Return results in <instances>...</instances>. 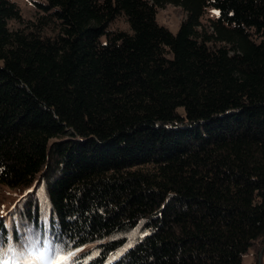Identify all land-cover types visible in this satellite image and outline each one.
Wrapping results in <instances>:
<instances>
[{
  "label": "trees",
  "instance_id": "obj_1",
  "mask_svg": "<svg viewBox=\"0 0 264 264\" xmlns=\"http://www.w3.org/2000/svg\"><path fill=\"white\" fill-rule=\"evenodd\" d=\"M33 4L0 0V186L17 192L0 243L75 264L264 257V0Z\"/></svg>",
  "mask_w": 264,
  "mask_h": 264
},
{
  "label": "rangeland",
  "instance_id": "obj_2",
  "mask_svg": "<svg viewBox=\"0 0 264 264\" xmlns=\"http://www.w3.org/2000/svg\"><path fill=\"white\" fill-rule=\"evenodd\" d=\"M15 2L20 8L21 14L24 18H31L34 14L33 2H43L44 0H11ZM217 15V11L212 8H208L204 19L214 18ZM183 13L176 9L172 5H166L163 8H159L156 14V21L159 25L164 26L170 32L175 33L179 27L181 20L183 19ZM111 29L117 28L122 31L130 32L128 24L120 17L110 25ZM104 41V38H101ZM17 192L14 189L0 186V215H4L10 210V207L14 204V197ZM259 249V248H258ZM259 253V254H258ZM262 250H249L241 260V264H263L264 257L261 255ZM38 257V256H37Z\"/></svg>",
  "mask_w": 264,
  "mask_h": 264
},
{
  "label": "snow or ice",
  "instance_id": "obj_3",
  "mask_svg": "<svg viewBox=\"0 0 264 264\" xmlns=\"http://www.w3.org/2000/svg\"><path fill=\"white\" fill-rule=\"evenodd\" d=\"M35 245H33V248ZM28 250L26 248H17L11 242V236L9 240L4 243H0V264H75L73 257L75 253L68 252L63 253V249H54L52 257H48L44 254H40L38 257H32L26 254Z\"/></svg>",
  "mask_w": 264,
  "mask_h": 264
}]
</instances>
